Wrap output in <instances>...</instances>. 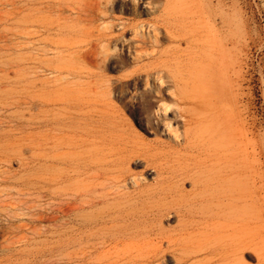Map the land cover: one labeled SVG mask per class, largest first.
<instances>
[{
  "label": "bare ground",
  "instance_id": "bare-ground-1",
  "mask_svg": "<svg viewBox=\"0 0 264 264\" xmlns=\"http://www.w3.org/2000/svg\"><path fill=\"white\" fill-rule=\"evenodd\" d=\"M130 1L134 6L139 2ZM179 1L166 0L162 10L175 9ZM109 2L71 3L70 10L76 16L69 20L82 24V35L91 37L93 18ZM36 11L59 17L64 9L60 0H41ZM233 13L230 20L223 10L218 14L206 10L199 13L188 31H179L176 21H165L163 28L153 27L154 49L135 55L153 62L143 67L142 75L135 71L134 79L144 77L146 84L150 77L156 81L139 94L138 108L141 109L149 93L157 96L164 111L168 107L165 99L170 98L185 127L177 147L165 149L159 141L142 142L127 132L122 116L125 104L118 107L108 97L111 90L116 96L118 80L106 79L105 82H111L106 85L96 81L95 87L88 85L80 98L66 92L60 99L29 102L30 106H37V113L32 115L34 147L46 151L45 146H49V151L38 158L43 157L50 168L57 170L49 180L55 185L62 184L61 191L67 199L62 209L66 246H78L85 262L90 252H96V264H246L245 243L227 242L222 235L216 239L212 235L219 216H230L236 228L245 229L246 210L256 208L254 170L251 169L250 189L245 183L249 165L234 110L226 105L217 89V73L223 70L225 76L229 67L230 58L225 57L228 45L240 49L242 16L239 10ZM58 20L55 28L47 23L45 30L59 32L63 24ZM159 34L171 43L184 42L200 56L188 57L194 63L192 71L184 77L173 75L164 88L163 67L168 64L177 67L181 57L177 47L158 49ZM116 48V44L110 47L112 51ZM94 53L92 48L80 53L76 58L84 67L78 71L69 69L65 76L91 78L85 66H96L98 59L92 57ZM53 59L56 62L52 59L47 62L49 72L55 74L47 82L53 89L48 94L59 93L61 81L66 80L61 76L64 72L59 63L61 57ZM25 103L24 99L19 102ZM158 154H162L160 158ZM171 154L181 155L182 161L178 156L167 159L166 155ZM139 162L144 170L154 169L151 186L144 187L143 176L131 171L130 166ZM184 183H188L189 190L183 188ZM51 219L57 221L56 216ZM170 219H174L175 225L164 227L163 222ZM256 260L261 264L257 254Z\"/></svg>",
  "mask_w": 264,
  "mask_h": 264
},
{
  "label": "rangeland",
  "instance_id": "rangeland-1",
  "mask_svg": "<svg viewBox=\"0 0 264 264\" xmlns=\"http://www.w3.org/2000/svg\"><path fill=\"white\" fill-rule=\"evenodd\" d=\"M40 1L0 0V264L97 263L96 252H90L85 262L78 246H66L68 237L62 226V209L67 199L62 194V184L55 185L49 180L57 170L50 168L43 157L38 158L49 151V146H45L46 151L34 147L32 115L37 113V106H30L29 102L60 99L66 92L80 98L88 85L95 87L96 81L106 85V79L118 80L116 96L111 90L108 97L118 107L125 104L122 116L127 132L142 142L159 141L165 149L177 147L182 142L185 127L172 100L165 99L168 107L164 111L157 96L149 93L141 109L138 108L139 94L156 81L150 77L146 84L144 77L134 79L135 71L142 75L143 67L153 62L148 57L135 55L154 49L151 39L154 26L163 28L165 21H176L179 31H188L199 13L206 10L217 14L223 10L230 20L235 10L242 16L240 49L228 45L225 57L230 58L229 67L225 76L223 70L217 73V89L226 105L234 110L236 126L241 132L244 157L250 169L245 183L251 189V169L256 180V208L246 210V228H236L230 216H219L211 234L215 239L222 235L227 242L241 240L246 245L244 262L258 264L257 254L264 264V0H214L207 4L180 0L171 11L162 10L166 0H139L137 6L130 0H108L110 2L97 12L90 24L91 37L82 35V24L69 20L76 16L75 11L70 10L71 3L79 0H60L64 11L59 17L36 11ZM56 20L63 24L61 30L46 31L47 23L55 28ZM96 35H100L99 40ZM158 40L159 50L177 47L181 57L177 67L170 64L163 67L164 88L173 75L184 77L192 71L194 63L188 57L200 56L184 42L171 43L160 34ZM114 44L116 51L110 49ZM91 48L96 52L92 57H97L98 62L96 66L85 67L92 77L71 79L65 76L69 69L78 71L84 67L76 57ZM53 57H61L59 63L64 71L61 76L66 80L61 81L59 93L48 94L47 91L53 89L47 82L55 74L49 72L47 62L51 59L56 62ZM67 80L71 83L66 84ZM22 99L26 102L23 105L19 104ZM174 156L181 157L179 161H182L181 155L171 154L166 158L175 159ZM130 169L143 176L144 187L152 185L154 169L144 170L142 162L131 165ZM183 188L190 189L188 183H184ZM53 216L57 217L56 222L52 221ZM162 225L168 228L174 226L175 221L170 219Z\"/></svg>",
  "mask_w": 264,
  "mask_h": 264
}]
</instances>
